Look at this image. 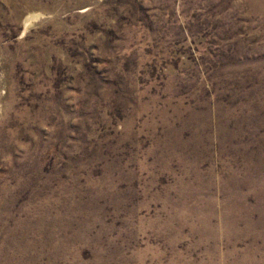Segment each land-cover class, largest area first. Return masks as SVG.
I'll list each match as a JSON object with an SVG mask.
<instances>
[{"label": "rangeland", "instance_id": "rangeland-1", "mask_svg": "<svg viewBox=\"0 0 264 264\" xmlns=\"http://www.w3.org/2000/svg\"><path fill=\"white\" fill-rule=\"evenodd\" d=\"M0 264H264V0H0Z\"/></svg>", "mask_w": 264, "mask_h": 264}, {"label": "bare ground", "instance_id": "bare-ground-1", "mask_svg": "<svg viewBox=\"0 0 264 264\" xmlns=\"http://www.w3.org/2000/svg\"><path fill=\"white\" fill-rule=\"evenodd\" d=\"M32 18V16H28L27 22L30 21Z\"/></svg>", "mask_w": 264, "mask_h": 264}]
</instances>
